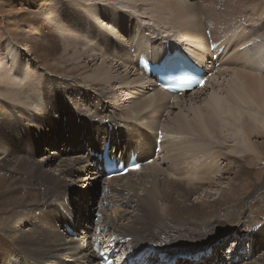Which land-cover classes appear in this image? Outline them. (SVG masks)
<instances>
[{
  "label": "bare ground",
  "instance_id": "1",
  "mask_svg": "<svg viewBox=\"0 0 264 264\" xmlns=\"http://www.w3.org/2000/svg\"><path fill=\"white\" fill-rule=\"evenodd\" d=\"M103 1L104 6L86 8L68 4L67 9L64 4L58 6L56 2L37 0L41 3L43 25L71 21L72 26L64 29L75 34L72 44L79 57L89 64L100 58L101 63L91 74H86V66L78 64L63 69L67 76L30 68L16 84L18 74L5 69L9 57L14 61L15 45L10 42L0 55V102L8 104L16 117L11 123L5 122L0 109V129L7 133L6 147L0 151V172L3 175L7 172L5 178L13 186L4 187V193L13 195L8 198L9 205L0 211V237L5 240L0 250V264H99L102 257L111 259L112 264H180L184 258L198 261L208 246L228 240L231 235L234 237L228 243L231 248L227 253L232 258L227 260L228 264H264V228L258 220L254 222L247 214L246 217L250 216L247 223L241 216L225 217L214 211L207 201L189 202L201 186L215 180L211 174L219 172L221 161L225 163L219 157L218 147H213L211 142L219 141L217 135L224 133L227 124L221 120L225 115L232 117V121L228 119L231 127L245 128L246 143L249 144L251 135H261L244 121L243 105L249 113H261L264 117V22L257 27L251 25L253 28L241 34L240 43L235 36L227 37L228 30L239 28L233 22L235 19L224 22L227 30L219 29V33L217 22L207 15L199 20L195 5H189L187 0H166L171 6L160 9L152 4L139 14L140 20L149 15L157 28L166 27L158 33L153 23L148 24L151 28L147 26V31L140 25L142 22L138 24L136 19H130L132 15L127 16L122 6H117L118 0ZM67 12L73 14L67 15ZM206 30L210 38L205 36ZM62 31L59 29L58 33ZM158 35L161 41L155 37ZM153 38L159 41L156 46L152 44ZM63 39L72 47L66 37ZM216 42L220 43L214 49L219 67L229 64L235 67L215 70L217 75L226 73V79H221L225 82L221 89L224 94L216 95L221 86L219 82L207 99L200 104L189 102L185 110L181 100L188 97L191 101V96H197L215 69L211 46ZM76 44H82L83 49L79 50ZM238 47L241 51L237 56L234 52ZM229 49L232 55L226 58ZM174 50L185 51L196 64H204V84L199 86L195 82L196 88L191 89L189 85L187 90L181 89L184 92L168 94L138 69L140 57L152 62L156 59L159 63L165 54ZM176 55L179 61H184L179 53ZM25 66L27 69L28 63ZM78 70L86 74L84 78L90 84L87 87L79 84L76 74L82 73ZM49 82L55 84V89L43 92ZM70 89L75 92L62 95ZM68 114L74 119L66 117ZM185 133L188 138L182 141L167 140L170 134L180 138ZM104 143L109 144L108 154L116 159L126 158L128 162L135 155L141 161L140 168L104 179L94 159L101 155ZM231 151L235 152L233 148ZM18 152L28 156L43 153V157L23 158ZM14 153L15 159L10 158ZM101 180L102 195L98 200L96 188L99 189ZM37 187L47 191L40 192ZM45 192L51 195L44 204L48 196ZM231 197V190L221 192V200ZM51 200L54 201L49 204ZM78 215L84 216L88 232H78L76 240L68 239L63 226L74 223ZM263 216L264 212L257 214V218ZM243 238L249 244L244 242L243 253L246 255V250L249 253L242 259L239 246ZM18 245L25 247L22 256L16 252ZM24 255L33 260L24 259Z\"/></svg>",
  "mask_w": 264,
  "mask_h": 264
},
{
  "label": "rangeland",
  "instance_id": "2",
  "mask_svg": "<svg viewBox=\"0 0 264 264\" xmlns=\"http://www.w3.org/2000/svg\"><path fill=\"white\" fill-rule=\"evenodd\" d=\"M215 1H216V4H213L214 0H205L204 3H202L201 0H194V1L187 0L189 5L191 4L195 5L193 6L197 10L195 15H198L199 20L201 19L200 18L201 16L207 15L210 18H213L215 22H217L216 25H217L219 33H221V31L227 30V29L225 30V27L223 26L224 22H229L230 20L235 19L233 22H235V24L238 23L239 28L237 29L234 27L228 30L227 31L229 33L227 34L228 38H230V36L232 38L235 36V38L236 37L238 38V41L242 40V35L246 34L247 30H249L250 27L252 26L257 27L258 25L264 22V0H240V1L231 0L232 2L230 0H215ZM117 2H118L117 6L118 7L122 6V9L124 10L123 12L127 14V16L129 14L132 15L130 19H134V20L136 19V22L138 24L142 22L140 24L142 27H145L147 29V26H149L151 28L150 25L153 23L154 31L156 30V32L158 33H161L160 31L163 32L164 29H166V27L162 25H159V27L157 28L154 23L155 20H152V18H150L149 15L142 16L143 17L142 20H140L141 18L139 19V17H141V15L139 14L143 13L145 9H148L149 5H152V4L157 5L158 7H160V9H164L165 6L167 7L169 4L165 3L166 0H145V1L137 0V2L135 0H118ZM232 3L236 7H233ZM56 4L58 6H61L64 4L67 9L69 5H71L70 7H75V4L71 3V0H56ZM104 5L105 4L103 0H92V4L85 5V7L91 8L93 6H104ZM230 6H231L232 12L229 11ZM40 8H41V3L37 2V0H0V55L6 51L7 49L6 47H8L7 45L10 42H12V44L15 45L16 51L12 54L14 57V61L10 60L11 57H9L6 60L7 65L5 67L7 72L18 74V76L15 79L16 81L15 83L17 84L19 82L18 81L19 78H22L24 77V75L28 74L30 71V68L33 71L34 70L39 71L42 68V69L48 70L51 74H55L57 76H59V74H62L63 76H67L63 73V69H66L69 66H71L70 64H78V65L86 66V70H87L86 74H91V72L95 70V67H97V65L101 63L100 58L96 57L97 59H94V62H90L89 64V61L87 62L85 58L84 60L83 57H79L78 53L73 48V44H72V41L75 40V34L71 32L70 29L66 31L61 30L63 33L62 32H60L61 34L58 33L59 29H61L62 27L63 29L66 26L71 27L72 26L70 24L71 21H67L63 25L62 24L59 25V23L53 22L50 24V26L47 27L43 25L42 22H40V20L42 19L41 18L42 11ZM131 8H133V10ZM152 9L155 10V6ZM234 9L235 11H233ZM70 14H73V12H67V15H70ZM226 15L229 18H227ZM50 16L51 15H49V17ZM144 17H147V18H144ZM54 25H57V27H55ZM147 31L149 30L147 29ZM206 31H205V36H207ZM160 36L161 35H158L155 37L160 40ZM63 37H66L68 39L69 43L72 44V47H70L69 44L63 41L64 40ZM156 38L152 39L154 40L152 44L155 46L159 42L158 39ZM235 38H234V42L236 43L237 39ZM224 42L226 43V41H223V43ZM225 45H227V43ZM76 46L77 48H79V50L83 49L82 44H76ZM248 48L246 47L245 49H248ZM100 50H102L101 47H100ZM225 50H227V48H225ZM102 51L107 54V51L105 49H103ZM230 51L231 49H229V51L227 52L226 58L231 57L232 54L230 53ZM240 51H241V48L238 47L236 48L234 53L237 54L238 56L240 54ZM242 52L245 53L244 50ZM235 54H233V57L237 59V56ZM26 63H28V66H29L27 69L25 68ZM231 67L233 66H230L229 64L226 67H219L217 69H214L213 72L209 74L206 84L202 88L203 90H201V92L197 94V96L195 97L194 95L191 96V99H190L191 101H188L189 100L188 97H186V99L183 98V100H181L183 103L184 109L186 110L187 106L190 103L200 104L201 101L207 99V97L216 90L218 86L217 83L221 82L222 77L224 80L226 79L224 78V75H226V73L217 75V73H215V70H218L220 68L227 69ZM78 72L82 73L80 72V70H78ZM86 74H83V73L80 75L76 74V78H78L79 84L87 87V85H90V84H87L88 80L84 78ZM80 77L82 81L80 80ZM56 80L60 81L58 78H56ZM224 83L225 82L223 81L219 84L221 85L220 90L222 89ZM53 89H55V84L49 82L46 88L43 89V92H46V93L51 92ZM115 89H117V87H115ZM220 90L216 93V95L224 94V91L223 90L220 91ZM4 91H6V89H4ZM76 91H79V90H76ZM63 92L64 93L62 95H66V94H71L72 92H75V91L74 89H70V90H65ZM82 100H84V98ZM0 109L3 112V114L1 115L3 121L8 122V123L15 121L16 117H14V114H13L14 112L12 111V108L8 104L4 102H0ZM243 111L245 112L243 116L244 121L245 120L248 121L250 124V127L256 128L257 131L261 133V135H257V136L256 134L254 136L251 135L249 144L246 143L244 141L245 128L241 129L238 127H235V128L231 127L230 125H228V119L232 121V117L231 116L227 117L225 115L223 117L224 119L221 120V123L223 121L224 125L227 124L224 130V133L221 136L217 135L216 138H218L219 141L210 140L213 144V147H218L216 149L220 153L219 157H222L225 163H222L221 161L220 165H218V168L220 169L219 172L216 173L217 171L216 170L215 173L211 174L215 180L211 183H206L203 186H201V190L196 195H191V197L189 196L190 197L189 202L190 201L198 202L200 200L207 201L206 203H211L210 205L212 209H214V211L222 213L223 215H225V217L230 216V215L241 216L243 217L242 220H244L247 223H250L249 222L250 216L246 217V215L250 214L251 217L254 218V222L258 220L262 224V226L260 224V227L264 228V216L262 218H257L258 213L264 212V117H262L261 113H256V112L254 114L249 113L250 110L247 111L245 105H243ZM219 116H222V113L219 114ZM66 117H72L70 119H74L73 115H70V114H68ZM63 120H64V123H66V119L64 118ZM163 121H164V118L162 119V122ZM182 135L184 136H181L179 138V137H175L174 135L170 134L167 140L169 142H172L175 140L182 141L184 140L183 138H186V139L188 138L187 133L182 134ZM6 143H7L6 130L0 129V149H4L6 147ZM252 146L254 148H252ZM248 147L251 148V151H248ZM231 148H233L235 152H232ZM67 151L68 149H66V153ZM237 152L239 153L241 152V153L234 156V154ZM35 154L37 156L36 155L28 156V155L23 154L22 152L21 154L18 152V155H22L23 158L41 159V157H43L42 155L43 153L38 154L37 152H35ZM81 154H82V151H81ZM255 154H258V155H255ZM14 156L16 157V153L12 154L9 157L12 159H15ZM153 160H156V159H153ZM52 166L53 164L51 163V167ZM224 167H225V172L222 173V171L224 170ZM3 173L5 176L0 172V178L2 177L3 179V180L2 179L0 180V211L5 209L9 205L7 203L8 198L13 195L12 192L7 193V194L4 193V187H7L9 185L10 187H13V186L9 184L10 183L8 181L9 178L8 179L5 178L7 176V172H3ZM219 177H221L220 180H218ZM171 178H175V176L172 175ZM140 179L142 180L143 178H140ZM39 180L40 179H36L35 181H39ZM102 182L103 181L101 180L99 189L97 190L96 188V193L98 194V200L101 198V195H102V192H101V188L103 187ZM90 184L92 186L96 185L92 183ZM36 185H40V184L36 183ZM54 185L55 184H52L53 188L55 187ZM44 187H47V186L44 185ZM44 187H37L36 189L38 190L40 189V192L47 191L46 188ZM223 190H226V192H228L229 190L232 191V197L229 198L227 201H223L220 199L221 192ZM67 191L68 189L66 188L65 194ZM59 193H61L60 195H63L62 196L63 198H66V195L64 194V192L59 191ZM78 194H75L76 195L75 198H78ZM45 195H48V196L44 200V204L47 203L51 194L46 193ZM69 196L72 197L74 195L70 194ZM157 196H160V195H157ZM84 199L85 197H83L82 200ZM53 201L54 200H51L49 204H52ZM65 201H67V199H65ZM162 201L167 203L168 205L170 204V202L167 199H162ZM223 205L226 208L222 207ZM223 208H224V211L221 210ZM255 228H259V225H255ZM53 230L56 231L57 233V230L55 228ZM233 237L234 235H231L228 237V240H226L225 238L222 241H225V240L231 241ZM2 240H3V243H0L1 244L0 250L3 247V244L5 242L3 238ZM246 245H249V244L246 243ZM18 246H17L16 252H19L20 256H22L21 253H23V250L25 249V247L24 245L23 246L21 245L19 247ZM224 247H226L225 244H224ZM246 251H245L246 252L245 257L247 258L249 250H246ZM239 252L243 253V249L242 250L240 249ZM23 258L28 259V260H33V258L28 257L26 255H24Z\"/></svg>",
  "mask_w": 264,
  "mask_h": 264
},
{
  "label": "snow or ice",
  "instance_id": "3",
  "mask_svg": "<svg viewBox=\"0 0 264 264\" xmlns=\"http://www.w3.org/2000/svg\"><path fill=\"white\" fill-rule=\"evenodd\" d=\"M55 2H56V0H45V3H55ZM71 3L76 4L78 6H84V5H91L92 4V0H71ZM103 27H105L107 30H109L107 28V26H103ZM61 30L66 31V29H63V28H61ZM38 91L39 90H37V92ZM32 107L35 108L36 105H32ZM39 110L40 109H37V111H39ZM0 151H3V150L0 149ZM139 167L140 166L138 164L137 165H133V169L134 170H138ZM5 230L8 231V230H11V229L10 228H6ZM0 243H3L2 237H0ZM0 255H2V254H0Z\"/></svg>",
  "mask_w": 264,
  "mask_h": 264
}]
</instances>
